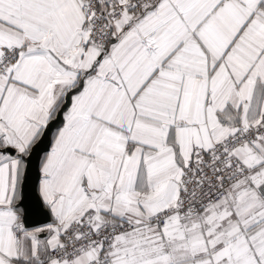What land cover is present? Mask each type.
<instances>
[{
  "label": "snow or ice",
  "instance_id": "snow-or-ice-1",
  "mask_svg": "<svg viewBox=\"0 0 264 264\" xmlns=\"http://www.w3.org/2000/svg\"><path fill=\"white\" fill-rule=\"evenodd\" d=\"M0 264H264V0H0Z\"/></svg>",
  "mask_w": 264,
  "mask_h": 264
}]
</instances>
